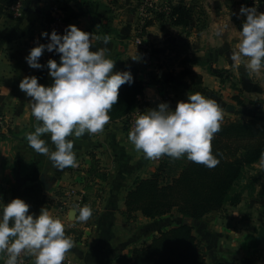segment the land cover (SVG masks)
<instances>
[{"label": "crops", "instance_id": "crops-1", "mask_svg": "<svg viewBox=\"0 0 264 264\" xmlns=\"http://www.w3.org/2000/svg\"><path fill=\"white\" fill-rule=\"evenodd\" d=\"M11 2L0 0V210L17 197L24 199L31 206L30 213L37 216L46 207L51 215L64 222L66 234L75 242L65 258L72 264H126L135 248L147 246L150 241L145 239L146 228L140 230L136 223L126 221L125 198L134 180L146 178L159 164V159H146L142 152L134 148L125 129L126 118H123L109 121L102 132L85 133L80 138L70 137L74 140L78 166L64 170L55 168L48 156L36 152L26 139L27 134L41 122L32 117V98L19 88L25 76L35 75L37 71L28 65L25 57L38 43H43L41 33L48 18V9L57 3L75 13L76 16L69 21L70 25L100 37L93 42V50L108 48L107 55L116 61L114 71H131L133 76L146 84L141 104L133 115L157 108L159 103L167 102L166 98L174 110L177 102L187 101L188 94L195 92L222 104L225 101L223 96L229 94L228 86L217 83L213 73L221 65L225 69L232 67L230 53L239 40L240 22L233 16L208 17L204 28L198 31L195 27V32L190 28L188 31L192 34L188 37L180 35L179 30L166 27L165 36L160 39L162 45L170 42L177 44L183 51L182 58L186 54L192 55L196 63L190 66L183 62L181 69L189 67L201 76L202 83H192L188 79L179 83H164L171 76L169 70L153 69L145 63L134 41V19L126 14L117 17L113 13L120 6L118 2L29 0L24 17L18 20L12 19L8 13ZM33 6L36 8L35 20L32 19ZM153 34L149 32V39L154 38ZM105 35L111 37L107 44L103 42ZM201 52L204 54L200 55ZM49 59H56L59 63L60 56H53L45 50L40 58L51 85L54 78L49 75ZM42 138L51 150H55L50 133ZM94 159L98 160L103 170L106 169V181L92 178L88 182L87 174ZM69 186L84 187L86 201L90 200L84 205L87 203L94 214L88 221H79L76 218L78 212L75 219H71L69 213L72 209L60 208L63 191ZM29 258L30 264H35V257ZM0 264H3V253H0Z\"/></svg>", "mask_w": 264, "mask_h": 264}, {"label": "clouds", "instance_id": "clouds-1", "mask_svg": "<svg viewBox=\"0 0 264 264\" xmlns=\"http://www.w3.org/2000/svg\"><path fill=\"white\" fill-rule=\"evenodd\" d=\"M240 14L246 20L230 53L232 66L238 69L243 65L250 75H260L264 73V12L242 5ZM41 35L49 42L38 43L30 50L25 57L28 65L43 69L40 58L45 50L60 54V62L47 61L49 75L54 78L50 86L40 84L35 75L25 76L19 84L32 98V115L41 122L26 139L36 152L48 156L55 168H75L78 160L70 137L102 132L111 119L110 109L118 103L121 86L134 83V77L131 71H114L116 61L107 55L108 48L93 50V42L100 39L95 33L68 25L62 35L55 29ZM110 39V35L103 36L105 44ZM224 112L215 99L191 93L187 101L177 102L174 110L162 102L138 115L128 139L146 159L167 155L175 160L186 156L214 168L220 161L212 141L221 130ZM47 133L51 134L55 150L42 138ZM30 207L17 197L0 210V253L6 254L5 264H21L22 253L34 256L35 264H63L75 243L66 234L64 222L46 207L38 216L30 213ZM92 215L93 209L84 205L78 208L76 218L86 222Z\"/></svg>", "mask_w": 264, "mask_h": 264}, {"label": "rangeland", "instance_id": "rangeland-1", "mask_svg": "<svg viewBox=\"0 0 264 264\" xmlns=\"http://www.w3.org/2000/svg\"><path fill=\"white\" fill-rule=\"evenodd\" d=\"M115 1L120 4L113 12L115 16L122 17L126 14L135 21L134 41L140 48L141 57L144 58L145 63L152 66L153 69L167 68L169 70L171 76L164 83L190 80L189 77L180 79L178 75L185 58L195 61L192 59V55L188 54L182 58L183 51L177 44L170 42L162 45L160 39L165 36L164 29L166 27L174 31L179 30L180 35L188 37L192 34L188 30L192 28L195 32V27H197L198 31H201L208 17L233 16L240 22L239 29L242 30L246 16L240 14V8L242 5L249 6L245 0ZM175 6L183 7L186 10V22L183 25L171 24L170 13ZM252 6L257 7L260 12H264V2L255 0ZM148 21H152V24L144 28ZM151 27L153 29L149 30ZM150 31L154 32L152 40L148 37ZM144 46H148L151 51L150 62L146 59ZM216 70L213 73L216 82L226 83L229 93L227 97L223 96L225 101L220 104L225 109L224 119L221 123L248 119L263 123L264 73L250 75L243 65L238 69L233 66L230 69H225L221 65ZM245 81L246 83H244ZM229 105L233 108L230 111L227 110ZM134 112L135 110L126 117L127 132H129L128 125ZM102 171H106V169ZM98 189L101 190V188ZM233 195L239 198L238 204H228L222 210L212 212L200 220L187 218L177 209L156 219H148L140 212L130 219L124 217L128 223H136V227L140 230L146 228L145 239L150 242L160 232L185 223L190 225L209 264H264V243H260L258 238L259 232L264 228V159L246 168L242 181L235 186Z\"/></svg>", "mask_w": 264, "mask_h": 264}, {"label": "trees", "instance_id": "trees-1", "mask_svg": "<svg viewBox=\"0 0 264 264\" xmlns=\"http://www.w3.org/2000/svg\"><path fill=\"white\" fill-rule=\"evenodd\" d=\"M245 1L252 6L255 0ZM61 8L66 13L67 21L76 16L70 9ZM170 14L172 25L185 24L186 10L183 7H173ZM151 24L152 21L146 22L144 28ZM51 53L53 56H60L55 52ZM184 62L188 65L196 63L186 58ZM35 76L39 78L40 84L50 86L46 67L37 69ZM133 77L134 83L121 86L118 103L109 111L110 121L126 118L141 104L140 98L144 94L146 84L136 76ZM187 77L195 83H202L201 76L189 67H184L178 78ZM212 149L220 161L214 168L197 164L186 156L175 160L167 155L159 158V164L153 172L146 178H136L128 190L124 211L127 219L133 218L138 212L148 219H156L177 209L187 218L200 220L212 212L222 210L228 204H238L239 198L233 195L235 186L242 181L247 167L264 159V122L258 123L254 119H248L221 123V130L215 134L212 141ZM92 156L94 158V155ZM102 170L98 160L94 159V164L87 174L88 182H91L92 178L106 181L107 172ZM258 238L260 243H264V228L259 232ZM126 264L209 263L193 233V228L185 223L160 232L147 246L135 248L132 258Z\"/></svg>", "mask_w": 264, "mask_h": 264}, {"label": "built area", "instance_id": "built-area-1", "mask_svg": "<svg viewBox=\"0 0 264 264\" xmlns=\"http://www.w3.org/2000/svg\"><path fill=\"white\" fill-rule=\"evenodd\" d=\"M29 0H12L9 5L8 13L12 19L18 20L24 17ZM70 25V22L66 20V13L62 10V8L57 4L50 5L48 9V19L45 22L44 29L42 31H47L49 34L55 29L59 34H64L67 26ZM43 42L48 43L49 40L46 37H43ZM146 59L150 62L152 59L150 56V49L148 46H144ZM151 64V63H150ZM167 103H169L170 107L173 108L172 103L166 98ZM139 113L134 114L129 121V130L134 127L135 119ZM129 133V132H128ZM85 196L86 191L84 187L80 186H69L67 189L63 191V195L61 197V205L60 208L64 210H76L78 212L79 207H83L85 204ZM30 255L21 254V264H30ZM6 254L3 253V264H5ZM63 264H72L71 261L65 259Z\"/></svg>", "mask_w": 264, "mask_h": 264}, {"label": "water", "instance_id": "water-1", "mask_svg": "<svg viewBox=\"0 0 264 264\" xmlns=\"http://www.w3.org/2000/svg\"><path fill=\"white\" fill-rule=\"evenodd\" d=\"M31 11H32V15H33L32 19L35 20V15H36V8H35V6H33V7L31 8ZM232 109H233V108H232L231 105H229L228 108H227L228 111H230V110H232ZM76 214H77V211H76V210H71L70 213H69V217H70L71 219H75Z\"/></svg>", "mask_w": 264, "mask_h": 264}]
</instances>
